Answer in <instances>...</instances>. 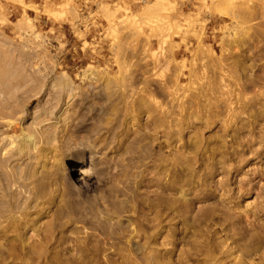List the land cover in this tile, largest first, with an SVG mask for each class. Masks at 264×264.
Listing matches in <instances>:
<instances>
[{"label": "rangeland", "instance_id": "374dc122", "mask_svg": "<svg viewBox=\"0 0 264 264\" xmlns=\"http://www.w3.org/2000/svg\"><path fill=\"white\" fill-rule=\"evenodd\" d=\"M0 264H264V0H0Z\"/></svg>", "mask_w": 264, "mask_h": 264}, {"label": "bare ground", "instance_id": "6f19581e", "mask_svg": "<svg viewBox=\"0 0 264 264\" xmlns=\"http://www.w3.org/2000/svg\"><path fill=\"white\" fill-rule=\"evenodd\" d=\"M85 165V164H84ZM86 166V165H85ZM71 170H74V167H72ZM82 172V176L78 177L75 180V185L77 187H91L93 185V181H91V178H89L86 175L85 169H80ZM163 188L157 192L156 198L152 200V208L155 209L156 207L161 206L162 210L165 208V190L164 186ZM101 201L104 200V198L100 197ZM81 202V201H80ZM65 204L69 205L68 199L64 201ZM80 208L77 212L70 211V214H68L67 219L70 221H74L76 223H79L83 225L85 228H92L91 220H95L98 222H105L109 223L115 220L120 219L119 215L113 210V209H107L106 204H102V208L95 209L94 211H87L85 205L83 202L80 204ZM59 212V211H58ZM56 217L60 216V212L55 215ZM157 216L154 217V220H156ZM91 223V224H90ZM63 240H65V237L63 235H59L56 238V242L61 243ZM138 246L135 245V248ZM155 257V254L152 255V258Z\"/></svg>", "mask_w": 264, "mask_h": 264}]
</instances>
